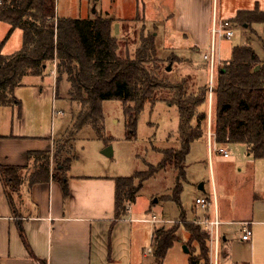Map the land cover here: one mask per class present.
Masks as SVG:
<instances>
[{
  "label": "trees",
  "instance_id": "trees-1",
  "mask_svg": "<svg viewBox=\"0 0 264 264\" xmlns=\"http://www.w3.org/2000/svg\"><path fill=\"white\" fill-rule=\"evenodd\" d=\"M0 21L10 25L5 40L0 43V107L15 106L22 114V103L15 97L16 89L24 86L27 77L44 78L49 63L56 66L58 83L67 78L70 85L68 100L77 105L69 128L62 137L54 140L55 154H28V159L35 161L29 181L35 184L58 178L67 195L66 174L77 158L73 143L80 132L91 127L104 141H112L104 138L105 101L116 100L123 104L129 138L136 135L146 106L163 101L178 108L181 146L180 149L159 150L163 156L159 166L151 167L140 176L146 180L156 169L173 168L177 172L174 194L179 200L182 185L186 182V162L191 146L205 134L208 113L202 107L208 100V86L198 89L197 93H190L185 82L171 84L167 69L163 70L157 59L153 34L141 37L133 56L128 52L121 55V40L113 35L114 20L107 16L85 19L58 16L53 0H0ZM232 21L241 27L246 25L254 34V24L264 26V11L259 8L241 10ZM16 29L24 34L22 49L12 55H4L2 48ZM261 44L264 48V42ZM262 56L251 42L236 46L230 60L224 63V76L215 96L214 132L219 147L243 144L255 159L264 161ZM162 92L169 93L171 97L159 100ZM52 156L56 164L54 172L51 170ZM27 168L0 164V177L7 191H19ZM132 179L116 181L117 216L125 212L126 203L131 204L139 192L137 187H130ZM184 225L190 235L186 244L189 247L188 263L209 264V234L199 225L186 222ZM178 230L175 227L155 231L153 244L158 264L163 263L168 251L178 241ZM192 244H197L198 249L190 250Z\"/></svg>",
  "mask_w": 264,
  "mask_h": 264
},
{
  "label": "rangeland",
  "instance_id": "rangeland-1",
  "mask_svg": "<svg viewBox=\"0 0 264 264\" xmlns=\"http://www.w3.org/2000/svg\"><path fill=\"white\" fill-rule=\"evenodd\" d=\"M186 1L189 0H140L145 8L142 14L144 18L141 12L136 16L133 15V7H136L137 0H58V9L60 14L69 18L85 19L98 14L113 19V35L121 40V55L128 52L133 56L141 37L156 35L157 59L163 70L171 68L167 71L170 83L176 85L185 82L190 87V93H197L198 89L208 86L209 67L203 59L202 51L194 54L188 51L191 37L177 32L179 30L176 22L179 20V11ZM219 3L223 22H233L232 19L241 10L256 8L264 10V0H220ZM240 28L244 31H237L235 37L220 40L218 58L222 64L230 60L236 46H244L251 42L255 50L264 58V48L261 46V42H264V26L254 24L252 26L256 32L254 34L245 26ZM6 29L7 26L0 23L2 41L6 38V35L4 37ZM19 33L17 31V35L13 34L4 46L2 50L4 55H11L20 50ZM173 53L184 60L177 58ZM188 58H192L189 63L185 61ZM53 66V63L48 64L43 79L27 77L24 86L16 89L15 97L22 103L21 118L18 107H0V133L10 134L14 124L19 131L32 136L48 135L53 138L63 136L62 134L70 126L72 113L76 111L77 105L62 98L68 94L70 85L66 77L57 82ZM170 97L169 93L162 92L159 100ZM202 110L208 113V121L204 126L208 137L209 131L215 133L210 129L212 110L209 95ZM103 112L104 138L112 141H104L102 136L96 135L91 127H85L73 143L77 158L72 161L71 173L78 176H106L115 182L124 178H135L130 185L139 189L135 200L131 203L134 218L152 219L156 216L168 222L183 221L194 224L197 220L196 216H204L205 210L195 205L201 192L194 184L209 180V170L205 161L208 158L206 140L199 141V139L191 146L186 162L188 182L182 185L179 200L174 194L177 172L173 168L156 169L146 180H142L140 176L148 172L151 167L159 166L163 159L159 150L180 149L178 135L180 115L177 106H169L163 101L155 105L148 104L141 115L136 135L132 138L127 134L123 104L120 101H105ZM108 148L112 151L110 156L104 153ZM231 149L232 157H243V153L239 152L242 148L233 146ZM231 177L229 180L233 182ZM236 186L234 185L235 189ZM128 204L130 202H127L126 206ZM183 222L181 225L166 227L156 225L166 230L179 228L177 235L180 241L168 251L167 264H188L189 254L184 248L189 235ZM153 227L154 225L150 223H138L133 226L135 248L141 251L152 247L150 233ZM221 232L227 233L228 241L221 242L219 264H264V251L261 249L250 251L249 243L242 241L239 226L227 225L221 228ZM197 246V244L190 245V250L198 249ZM209 246V264H215L216 256L210 242ZM226 253L228 256L225 258Z\"/></svg>",
  "mask_w": 264,
  "mask_h": 264
},
{
  "label": "crops",
  "instance_id": "crops-1",
  "mask_svg": "<svg viewBox=\"0 0 264 264\" xmlns=\"http://www.w3.org/2000/svg\"><path fill=\"white\" fill-rule=\"evenodd\" d=\"M139 1L137 0L136 7H133L135 16L138 12L142 15L145 10ZM219 1L189 0L184 2L183 8L180 9L179 20L176 22L179 30L177 32L191 37V43L187 47L190 54L202 51L204 55L208 50L210 30L216 20L222 21ZM57 14L63 16L58 6ZM97 15L89 18H96ZM0 23L7 26L5 37L10 25L2 21ZM17 31L20 32V50L22 49L24 34L20 29L13 31L4 46L13 34L17 35ZM173 54L180 58L179 55ZM185 61L189 63L192 58ZM55 67L54 64L53 72L56 74ZM68 97V94L62 96L69 101ZM215 105V103L211 105L212 111ZM212 111L210 129L215 131V111ZM19 116L22 117L21 114ZM58 138L59 136L54 138L48 135L32 136L19 131L14 124L10 134L0 133V164L28 167L19 191L8 190L11 196L8 195L0 177V264H158L155 253L147 254L148 249L140 251L135 248L133 238V226L138 223L153 224L151 219L134 218L132 207L130 212H126L125 209L120 216L116 215L117 188L112 178L73 175L70 166L66 174L67 195L58 178L35 184L29 181L34 172L35 161L29 160L28 154L30 152L55 154L54 140ZM201 140L207 142L208 158L205 161L209 170V180L194 185L201 192L197 199H207L209 207L204 216H196L195 219L213 218L216 211L221 222L218 228L217 252H214L215 264H219L221 242L228 241L227 233L221 232V228L227 225L239 226L241 231L243 223H251L253 236L250 241H242L249 243L250 251L260 249L264 251V161L255 159L243 144L225 145L223 148L229 152V158L226 159L214 152L210 153L206 133L199 141ZM233 146L242 148L239 152L243 153V157H232ZM213 148H219L216 139ZM55 165L52 156L53 172ZM232 175L234 177H231ZM234 185H237V191ZM153 225L150 240L155 249L154 233L161 228ZM167 256L168 253L162 264H167ZM179 256L181 259V255ZM224 256L226 258L227 253Z\"/></svg>",
  "mask_w": 264,
  "mask_h": 264
},
{
  "label": "built area",
  "instance_id": "built-area-1",
  "mask_svg": "<svg viewBox=\"0 0 264 264\" xmlns=\"http://www.w3.org/2000/svg\"><path fill=\"white\" fill-rule=\"evenodd\" d=\"M56 4V15L57 14V6H58V0H53ZM57 17V16H56ZM237 31H244L243 28H240V26H237L233 22L228 21H218L216 20L210 30V44L209 48L206 51V53L203 55V59L205 62H207L209 66V82H208V95L210 99L211 105H213L215 102V96L216 91L218 89L219 83L222 81L224 76V64L219 60L218 58V51H219V42L222 38L231 39L235 37ZM215 140V133H211L209 131L208 134V141H209V151L210 153L219 154L222 157L228 159L229 158V152L223 147L219 148H213ZM196 205H198L201 209L207 210L209 207V202L207 199H197ZM131 210V204H128L126 207V212H130ZM153 224L156 225H162V226H168V225H175V224H181L182 222H168L163 219H159L156 216L152 217L150 220ZM194 224L199 225L204 231H206L210 236V244L212 246V250L216 253L217 252V246H218V228L221 225V222L219 221L216 211L214 213L213 218H204V219H197ZM242 240L243 241H250L253 236V231L251 229V223H243L242 224ZM154 253L153 248L147 250V254Z\"/></svg>",
  "mask_w": 264,
  "mask_h": 264
},
{
  "label": "water",
  "instance_id": "water-1",
  "mask_svg": "<svg viewBox=\"0 0 264 264\" xmlns=\"http://www.w3.org/2000/svg\"><path fill=\"white\" fill-rule=\"evenodd\" d=\"M245 27H247V26L245 25ZM170 70H171V68L169 67L167 69V71H170ZM104 153H105V155L110 156L112 154L111 148H108ZM184 249H185L186 253H189V249L187 247H185Z\"/></svg>",
  "mask_w": 264,
  "mask_h": 264
}]
</instances>
